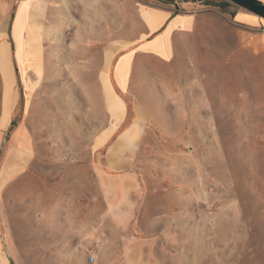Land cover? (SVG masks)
<instances>
[{"label":"rangeland","instance_id":"374dc122","mask_svg":"<svg viewBox=\"0 0 264 264\" xmlns=\"http://www.w3.org/2000/svg\"><path fill=\"white\" fill-rule=\"evenodd\" d=\"M141 7L195 21L174 36L171 59L136 55L128 89L117 92L125 118L111 137H100L111 116L85 104L67 75L60 104L26 118L27 139L13 137L22 106L2 132L0 171L25 146L30 166L0 183V264H264V19L246 11L256 22L234 25L243 9L226 0H109L110 51L143 39ZM91 29L61 27V35L80 44ZM136 103L149 114L141 138L130 139L146 202L124 222L92 201L101 193L95 164L132 125Z\"/></svg>","mask_w":264,"mask_h":264},{"label":"crops","instance_id":"0c3cea01","mask_svg":"<svg viewBox=\"0 0 264 264\" xmlns=\"http://www.w3.org/2000/svg\"><path fill=\"white\" fill-rule=\"evenodd\" d=\"M108 11L109 0H0V136L12 123L16 108L22 106L24 114L13 137L27 139L26 118L36 108L60 104L61 76L67 75L69 82L76 85L75 90L80 85V91L85 92V104L104 107L107 116H111L113 127L100 136L106 140L124 121L125 105L117 92L128 89L136 69V55L161 61L171 59L174 36L179 31L189 33L195 21L193 17L178 18L170 8L141 7L138 15L144 28L143 39L133 50L116 53L114 49L110 51L107 41ZM233 13L242 21L232 22L234 25L248 26L256 22L244 10ZM77 26L92 29L88 36L79 35L80 44L76 34L67 44L61 27ZM66 47L67 54L62 51ZM136 104L132 125L114 139L100 163L95 164L96 184L101 193L91 197L99 203L100 212L115 213L124 222L135 212L143 213L141 204L146 202L143 201L146 194L141 189L143 179L132 157L136 141L130 139L141 138L149 114L141 104ZM147 106L155 107V104ZM29 155L25 146L19 161L4 163L0 183L20 177L28 170ZM162 224L165 230H161L162 225L154 230L156 237L152 241L172 227V220Z\"/></svg>","mask_w":264,"mask_h":264},{"label":"water","instance_id":"95a60500","mask_svg":"<svg viewBox=\"0 0 264 264\" xmlns=\"http://www.w3.org/2000/svg\"><path fill=\"white\" fill-rule=\"evenodd\" d=\"M235 6L264 19V5L257 0H226Z\"/></svg>","mask_w":264,"mask_h":264},{"label":"trees","instance_id":"16d2710c","mask_svg":"<svg viewBox=\"0 0 264 264\" xmlns=\"http://www.w3.org/2000/svg\"><path fill=\"white\" fill-rule=\"evenodd\" d=\"M14 126H15V124H14V122H12V123L10 124V126H9L8 131H10Z\"/></svg>","mask_w":264,"mask_h":264},{"label":"flooded vegetation","instance_id":"af4514ba","mask_svg":"<svg viewBox=\"0 0 264 264\" xmlns=\"http://www.w3.org/2000/svg\"><path fill=\"white\" fill-rule=\"evenodd\" d=\"M159 1H162V2H167V0H159Z\"/></svg>","mask_w":264,"mask_h":264},{"label":"built area","instance_id":"2783aa9c","mask_svg":"<svg viewBox=\"0 0 264 264\" xmlns=\"http://www.w3.org/2000/svg\"><path fill=\"white\" fill-rule=\"evenodd\" d=\"M90 262H93V258H90Z\"/></svg>","mask_w":264,"mask_h":264}]
</instances>
